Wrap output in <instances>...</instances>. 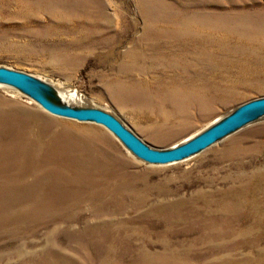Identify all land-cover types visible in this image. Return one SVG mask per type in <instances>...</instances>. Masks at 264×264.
<instances>
[{
  "label": "rangeland",
  "instance_id": "374dc122",
  "mask_svg": "<svg viewBox=\"0 0 264 264\" xmlns=\"http://www.w3.org/2000/svg\"><path fill=\"white\" fill-rule=\"evenodd\" d=\"M34 1L0 0V64L36 74L65 91L67 86L86 102L119 115L154 146L174 145L234 106L264 95V75L247 73L236 79L242 84L228 98L208 103V111L195 105L187 117L163 126L116 101L108 86L117 70L127 68L124 55L143 34L147 40L152 34L190 36L158 40L168 47L181 40L189 52H172L160 60L154 75L184 79L185 84L214 77L217 70L208 62L225 57L193 52L205 41L201 28L208 24L201 23V13L223 15L229 33L235 25L262 30L264 0H166L169 9L150 12L142 11L141 0H85L90 4L73 23L47 14ZM62 5L67 6L58 10L68 14L72 6ZM75 32L86 34V41L75 40ZM255 40L264 57V37ZM225 41V48H231L233 41ZM4 118L9 122L0 129V142H7L10 133L26 132L46 141L56 138L67 151L82 142L88 155L68 169L73 180L51 177L43 183L33 173L30 182L17 184L0 175V264H138L141 252L159 254L155 264H264V120L188 160L153 165L136 158L104 126L54 115L17 90L0 86V121ZM15 148H0L2 172L24 164ZM45 169H50L47 163ZM77 174L80 180L75 181Z\"/></svg>",
  "mask_w": 264,
  "mask_h": 264
},
{
  "label": "bare ground",
  "instance_id": "6f19581e",
  "mask_svg": "<svg viewBox=\"0 0 264 264\" xmlns=\"http://www.w3.org/2000/svg\"><path fill=\"white\" fill-rule=\"evenodd\" d=\"M237 1L238 4L241 3L239 0ZM34 2V4L46 11L47 14L60 17L64 16L62 18L72 23L76 20H81L79 19L80 13L83 14V11L86 9L85 6L90 4L86 3L85 0H35ZM213 2L222 4L224 0H213ZM62 4H69L72 6L68 14H64L58 10L60 7L67 6ZM140 5H142L141 9L144 12H150L152 10L160 11L169 9L170 7L166 0H146L144 3H142L141 0ZM222 16L223 15L215 16L213 14L204 15L201 13V23H206L210 26L207 25L204 29L201 28V37L205 39V41L202 42L201 50L193 51L194 53L196 52V54L209 58L217 53H219V56L225 57L223 60L219 59L218 61H213V64L208 62L209 66L213 67L212 65H214V68H212L214 71L217 70L215 75L212 73L214 77L205 78L202 83L201 81H194L190 84H185L186 82L184 79L176 82L173 81L175 78H170L166 81L165 78H161L156 74L154 75L153 71L158 70L160 67L158 65L160 64V60L169 58L172 52L174 54L177 51L178 54L189 52L187 47L183 46L181 40L177 42L179 43L176 44L177 46L172 47H168L167 43H160L158 40L163 39L164 42H167L173 39L172 41H176L178 39L189 38L190 36L187 33H181L176 36L177 39H174L169 38V36L165 37L152 34V36H149V40H147V37L143 34L142 38L140 37L137 40V45L124 55L123 62L127 68L117 70L113 80L108 85L114 89L113 92L116 95L115 100L129 107L134 112L138 111L141 116L145 114L147 115L144 117H148V115L152 116L155 120L153 122L154 124H161L163 126L174 125L180 121V119L188 116L191 107L195 105L201 107V105H203L204 111H208V103L211 101H223L228 98L231 94L230 92L238 85L242 84L239 82L241 76L247 73H249L251 78L264 75V57L258 53L260 50H263V46L259 44L260 42L255 40L264 37V29L254 30L253 28L235 25L232 33H229L223 29L227 26L225 22H223ZM229 27L230 25L227 28ZM74 36L75 40L82 41L81 43L86 41V34L84 33L81 35L80 32H75ZM225 39L227 41H233L231 48H225V46H227L224 43L226 42ZM214 45L220 48H211ZM230 57H232V59L228 60ZM146 62H151V65L148 66ZM124 64L122 67H124ZM119 67H121V65H119ZM125 72L133 76L127 79H122L118 76L125 74ZM224 77L227 79H224ZM237 78H239L238 81H236ZM129 79H132V81H128ZM63 89L64 88H62V91L66 94L68 93L72 96L76 95V92L68 91L67 87L66 91ZM226 90H228L227 92H229V94L224 92ZM222 91L224 93H222ZM125 94H127L129 98H127ZM128 102L131 104L127 105ZM4 122H9L8 118H4L0 121V129H4L6 128L5 126H8V123L4 124ZM82 127L87 130H95L91 126ZM58 143L62 144L57 141L56 138L46 141L41 139L37 134L28 136L26 132L19 135L14 132L10 133L7 142H0V148L8 150L11 145L16 146L13 153L19 154L21 157L19 159L22 161L25 160V162L19 165L16 171L13 172H2L0 170V175L7 177L6 180L8 181L15 180L14 183L17 184L30 182V177L34 178L33 173H35V177L43 183H45L47 178L51 177H60L63 181L73 180L70 175L71 170L68 169H75L74 163H76L80 157L84 155L87 156L88 150L83 146L82 142L75 141L73 149L68 151L63 147H59ZM17 146L20 149L19 152ZM5 159L7 160V158ZM27 160L31 162L27 163ZM45 163L49 165L50 169H45ZM90 164H93L91 157ZM2 165H4V163L0 162V166ZM29 166L32 169H29ZM88 170L91 172L95 171L94 168H89ZM74 178H76L75 181L80 180L78 174L77 177L75 176ZM260 218L264 220V214H262ZM261 219L259 220L261 221ZM126 245L129 246V244ZM140 249V251H142V248ZM139 254L140 257L143 258V261L138 262V264H155L160 261L158 257L160 256L159 254L151 255L148 253L143 254V252Z\"/></svg>",
  "mask_w": 264,
  "mask_h": 264
},
{
  "label": "water",
  "instance_id": "95a60500",
  "mask_svg": "<svg viewBox=\"0 0 264 264\" xmlns=\"http://www.w3.org/2000/svg\"><path fill=\"white\" fill-rule=\"evenodd\" d=\"M0 85L17 90L54 115L104 126L136 158L153 165L188 160L239 130L264 120L262 95L234 106L184 140L158 147L147 142L111 110L86 102L77 92L73 96L66 94L62 91L63 86L31 72L0 64Z\"/></svg>",
  "mask_w": 264,
  "mask_h": 264
}]
</instances>
